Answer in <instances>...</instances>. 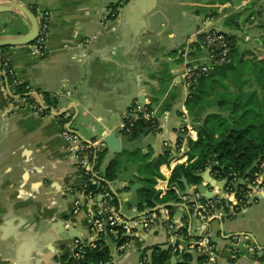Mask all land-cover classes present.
Segmentation results:
<instances>
[{"label":"crops","instance_id":"1","mask_svg":"<svg viewBox=\"0 0 264 264\" xmlns=\"http://www.w3.org/2000/svg\"><path fill=\"white\" fill-rule=\"evenodd\" d=\"M130 1L0 0V3L17 2L29 8L35 6L37 13L38 10H48L51 14L44 56L34 54L32 43L8 46L5 55L17 77L28 84V93L53 113L39 114L25 104L28 101L20 97L13 99V79L7 83L5 77L8 74L0 65V264H39L40 258L48 253L50 257L40 264H64L61 255L73 257L78 253L80 243L97 240L91 225L97 206L103 203L105 189L114 194L113 200H117V205H105L114 208L124 220L157 214L149 227L139 225L133 228L123 250L112 233H105L106 244L109 238L114 243L112 264H161L152 260L154 248L171 250L170 259L162 264L183 263L186 254L192 257L189 264H205L211 255L218 264H264V259L252 254L245 244L236 248L233 245L236 236L248 235L251 244L264 247V189L257 194V200L247 204L246 210L234 212L232 205L223 198L227 184L222 183L224 176L216 169L218 163L215 160L202 171V180L198 183L217 193L212 199L197 192L181 196L175 184H170L174 168L194 160L190 159V142L199 139L200 129L197 127L196 135L182 132L180 121L171 116L172 110L183 117L187 113L189 121L194 124L187 108V88L183 84L180 100L175 89L183 83V70L179 78L177 73L180 71L176 69L178 61L183 62L182 48L199 29L215 26L224 19L223 16L246 4L247 0L234 3L236 7L233 2L238 0H206L209 3H204L205 0H156L142 16L145 25L140 35L134 34L122 16V9ZM151 6V2L145 5L146 9ZM113 10L114 13L110 14ZM30 30L31 24L22 13H0V37L26 35ZM136 84L140 85L139 94L146 96L144 107L156 110V116L167 125L166 131L164 133L160 127V133H153L160 140L148 144L152 134L149 130L142 144L144 150L133 153H116L105 145L101 152L102 163L97 170L105 180L104 187L98 185L102 190L94 192L93 204L86 198L89 191L86 190L87 177L76 164L71 144L62 138V130L70 126L87 141L104 142L105 134L114 130L117 135L136 139L141 133L127 135L119 126L131 114L132 108L140 104L138 101L133 102L128 113H113L108 120L95 116L94 122L85 121L98 94L112 89L128 94L131 86ZM45 92L56 101V106L48 105ZM253 92L256 93L255 99L262 102L264 90L261 94L258 90H244L239 94L248 96ZM220 106H223L221 101ZM160 111L162 115H159ZM76 112L78 116L74 120ZM209 113L225 115L228 111ZM179 133L187 134L188 138H181ZM123 156L140 164L136 180L143 187L154 175V187L161 192V197L173 188L180 200L141 207L145 204L140 191L142 187L136 192L137 204H131L130 189L123 187L116 177L113 180L104 177L109 163L117 157L121 162ZM183 177L186 178L182 176L176 183L185 190ZM237 177L235 183L242 176L237 174ZM186 180L190 186L198 185ZM243 186L249 188L247 180L245 185L234 189L237 191ZM141 198H144L143 202ZM194 199H199L201 205L209 201L217 203L216 213L203 219L200 213L204 210L195 206ZM76 201L82 202L81 210L76 211ZM125 203L133 214L124 211ZM70 227L82 238H75L73 244L62 247L57 253L55 241L59 238V231L65 232ZM205 239L214 245L213 254L203 246Z\"/></svg>","mask_w":264,"mask_h":264},{"label":"built area","instance_id":"2","mask_svg":"<svg viewBox=\"0 0 264 264\" xmlns=\"http://www.w3.org/2000/svg\"><path fill=\"white\" fill-rule=\"evenodd\" d=\"M110 14H113V12ZM37 18L39 21L40 32L37 39L32 43V46L34 53L43 55L46 53V41L51 29L52 17L48 10H38ZM194 48H198V50L203 52V58L197 57L196 53L192 52ZM231 53L232 39L230 34L226 31L212 27H203L198 30L195 33L193 40L188 44H185L181 51L184 66L181 73V79L185 88L191 87L193 90L199 79H202L204 76L212 75L217 67L224 66L231 62ZM0 65L5 68V74L12 77L14 86L22 82L15 74L8 58L4 56L3 53L0 54ZM11 94L13 99L19 97V94L14 89L11 91ZM25 104L29 105L34 112L39 114H53L51 112L52 110L47 112L48 109L41 101H28ZM14 105L18 106L19 104L14 103ZM184 115L185 123L180 125V130L182 132H187L188 134L196 135L197 130L189 121L187 113ZM138 123L144 124L152 133H160V122L159 118L156 116V110L147 109L141 104H137L132 108L131 114L120 124L119 129L124 134L132 135L134 126ZM61 135L66 142L71 144L76 164L83 170L87 177V184L91 182L92 184L104 187L105 180L97 173L96 162L98 154L102 152L105 144L102 141L83 140L79 133L70 126L64 128ZM223 176L224 179L227 180L223 198L228 204L232 205L234 212L244 211L247 204L250 201H253L257 194L264 188V162H261L257 170H254V172L246 179L250 188L243 190L239 189L236 191L234 189V184L238 179L237 174L230 173ZM113 195L114 194L110 190L105 189L103 191V203L98 205L95 210L91 231L96 235L97 240L103 238L105 233H112L118 241L120 250H123L125 247L123 237H128L133 228L139 225L149 227L155 222L157 214H146L129 221L124 220L114 208L105 205L110 204L113 201ZM241 196H245V200ZM248 196L252 199H247ZM86 198L87 201L94 204V191L89 190L86 194ZM194 201L195 206L198 209L204 210V213H200L203 219H208L215 213L217 203L209 201L207 204L201 205L199 204V199H194ZM75 205L76 211L81 210V201H76ZM167 213L168 211L166 210V214ZM94 241L96 240H93L92 242ZM87 244L80 243L79 251ZM202 244L207 251H210L209 253H214V245H212L208 239L203 240ZM242 244H245L249 251L256 257L264 259V247L251 244L250 236H236L233 243L234 248L239 247ZM76 256L82 258L78 253ZM205 264L218 263L213 260V256L211 255Z\"/></svg>","mask_w":264,"mask_h":264},{"label":"trees","instance_id":"3","mask_svg":"<svg viewBox=\"0 0 264 264\" xmlns=\"http://www.w3.org/2000/svg\"><path fill=\"white\" fill-rule=\"evenodd\" d=\"M31 11L38 17L35 6L30 7ZM116 11V8L114 9ZM113 10V13H114ZM8 46L0 47V54H4ZM240 54L237 53L239 57ZM242 58V57H241ZM231 65L230 63L221 66ZM262 68L259 70L264 76V60H261L259 64ZM7 83L12 82V77L6 75ZM264 77L258 78V81H264ZM264 86V82H263ZM200 88V87H199ZM29 86L25 82H21L14 86V90L19 94V97L25 101H34L35 97H32L29 92ZM48 105L56 106V101L52 99L49 93H44ZM255 92L246 96L245 94H237L231 97L230 100L226 98L222 99V105L229 104L228 114L222 113H209L206 114L201 121L202 125L199 129V139L197 141L190 142V161L188 164L177 165L170 177V184L173 186L176 182H179L182 176H186L191 183H200L202 178L200 174L204 171L210 161H217L216 169H219L222 175L230 173H236L242 176L244 172L256 161L260 160L259 164L264 162V100L259 102L255 99ZM202 98V94L194 92L191 96H188L187 103L193 100L194 103H198ZM261 103V104H260ZM263 105V106H261ZM49 110H47L48 112ZM258 117V118H257ZM216 121L220 127L215 128L212 121ZM257 120V121H256ZM146 126L142 123H138L134 126L133 136H138ZM258 128V129H257ZM146 158V155L143 156ZM142 157V158H143ZM103 159V153H99L96 162V169L100 167ZM162 162V161H161ZM159 162L158 165L161 164ZM120 157L109 163L104 172V177L107 180H113L116 177V171L119 168ZM256 167L255 171L257 170ZM153 169V167H152ZM156 170V169H155ZM254 172V171H253ZM252 172V173H253ZM155 175H160L155 172ZM251 175V174H250ZM148 184L145 185L140 191L145 197V204H141V207L148 206L153 207L156 203L167 202L171 200L179 201L180 198L175 191L171 188L164 196H160L161 192L157 191L154 187L156 180L150 178L147 180ZM247 189L243 186L241 189ZM240 189V190H241ZM86 190H93L94 192H100L102 187L92 184H87ZM245 200V196H241ZM117 200H113L111 203L117 205ZM103 236H106L105 234ZM105 238V237H104ZM104 238H100L94 242L88 243L83 246L78 254L82 258L75 256L65 255L61 258L64 264H112L111 262V250L106 244ZM128 237H123V240H127ZM171 257V250H160L154 248L152 260L154 263H164ZM186 261L178 264H189L192 257L188 254L185 255ZM200 261L203 257L199 258Z\"/></svg>","mask_w":264,"mask_h":264},{"label":"water","instance_id":"4","mask_svg":"<svg viewBox=\"0 0 264 264\" xmlns=\"http://www.w3.org/2000/svg\"><path fill=\"white\" fill-rule=\"evenodd\" d=\"M147 2H151V7H145ZM156 0H131L123 9H122V16L126 18V20L129 23V26L131 30L136 35H140L144 29L145 21L143 19V14L150 10L153 6ZM143 10V11H139ZM11 11H17L22 13L30 22L31 24V30L26 35H20V36H13V37H0V47L4 46H20V45H27L33 43L40 32L39 28V21L36 15L31 11V9L23 4L17 3V2H8V3H0V13L1 12H11ZM177 98L180 100L183 95V83L177 85L175 87ZM188 90V96H191L194 92L191 87L187 88ZM140 93V85L136 84L131 86L130 92L128 94H122L118 93L115 90H108L105 92H101L96 97L94 106H92V110L90 111V114L86 115V120H90V122H94V118L97 116H102L105 119H109L111 115L114 113L121 114L123 111L127 112L130 107L133 106L134 101H138L141 105H146V96L144 94ZM112 95V96H111ZM111 96V97H110ZM86 99V98H85ZM84 99V100H85ZM106 110H109L110 112H106ZM105 111V113H103ZM128 113V112H127ZM78 116V113L76 112V116H74V120ZM96 116V117H95ZM160 127L164 130V133L166 131L167 125L163 124L162 120H159ZM84 123V122H83ZM181 125V123H180ZM202 125V124H201ZM104 128H106L105 124H101ZM200 128V127H199ZM149 133V128H144L136 139L133 137H127L125 135H117L116 131H112L110 133L105 134L104 138V144L107 145L108 149H110L113 152L116 153H122L123 151L133 153L137 150H144V146L142 144L145 143V137ZM181 138L187 139L188 136L185 133L178 134ZM160 139L155 135L151 134L148 138V144H153L154 142L159 141ZM147 143V142H146ZM176 145V144H175ZM165 149V151H167ZM145 154V152H143ZM260 160H256L242 175L241 180L237 183H235L234 188L238 189L240 185L246 184V178L250 176V174L256 169L258 166ZM140 164L134 163L132 161L128 160L127 156H123L121 158L120 166L118 170L116 171V179L123 183L126 188H129L131 191V199L130 203L133 205L137 204L136 201V192L138 189L142 188V183L138 182L136 180V176H138L137 170L139 169ZM203 178H207L206 175L202 176ZM214 181V179H212ZM223 184L227 183V180H222ZM182 182L185 184V190L181 188V186L178 183H175V186L177 190L179 191L181 196H186L189 194H195L196 192L200 195H202L205 198L212 199L217 193L210 191L206 186H204L202 183L198 185L190 186L187 182L186 178H182ZM250 188V186L248 185ZM247 199H252L248 196ZM257 198H254V200H257ZM144 201V198H141V202ZM53 228L55 225H52ZM74 228L70 227L67 230L59 231V238L55 241V246L57 249V253L59 250L66 246L71 245L75 242V238H82L77 232H74ZM68 239H70L68 241ZM108 245L111 249V251H114V243L112 239L107 240ZM55 251V250H54ZM65 256L61 255L60 259ZM50 257V254H46L45 256H42L39 261L40 263L46 262L45 260ZM39 263V264H40ZM48 264V262L46 263Z\"/></svg>","mask_w":264,"mask_h":264},{"label":"rangeland","instance_id":"5","mask_svg":"<svg viewBox=\"0 0 264 264\" xmlns=\"http://www.w3.org/2000/svg\"><path fill=\"white\" fill-rule=\"evenodd\" d=\"M212 1L217 2L224 0ZM239 1L240 0L234 1L233 4H238L240 3ZM204 3L209 2L205 0ZM160 7L161 6L158 8ZM234 7H236V5ZM232 11V13L223 16L224 19H221L215 26H209L226 31L230 34L232 39V53L230 58L231 62L229 63L231 65L223 68L217 67L212 76H204L197 81L193 92L202 94V98L198 103H194L193 100L187 103V108L190 110V118L196 130L197 127L201 126V121L208 112L229 109L228 103H225L224 106H220V101L222 99L226 98L230 100L232 96L244 90H258L260 94L262 90H264V81H258V78L264 77L261 73V77H259L258 74L262 66L256 65L259 64L261 60H264V25H258L259 23H264V0H247L246 4L238 9L234 8ZM192 40H188L187 44ZM192 52L196 53L197 57L203 58V52L198 50V48H194ZM237 53L240 54L239 57ZM38 55L44 56L45 54ZM183 68V62L178 61L176 69L180 71L177 73L179 78ZM262 100H264V97ZM159 115H162L161 111ZM171 116L178 119L180 123H185L184 117L180 116L178 111L172 110ZM212 124L215 128L218 127L220 129L216 121L213 120ZM79 129L81 130L80 125ZM90 131L94 135L91 129ZM153 176L154 175H151L150 177L153 178ZM124 211L128 215L133 214L127 203H125ZM216 211L217 210H215V213Z\"/></svg>","mask_w":264,"mask_h":264},{"label":"flooded vegetation","instance_id":"6","mask_svg":"<svg viewBox=\"0 0 264 264\" xmlns=\"http://www.w3.org/2000/svg\"><path fill=\"white\" fill-rule=\"evenodd\" d=\"M262 24L264 25V23H259L258 25L261 26ZM132 135H133V134H132Z\"/></svg>","mask_w":264,"mask_h":264}]
</instances>
